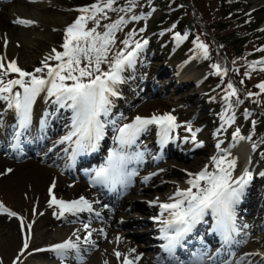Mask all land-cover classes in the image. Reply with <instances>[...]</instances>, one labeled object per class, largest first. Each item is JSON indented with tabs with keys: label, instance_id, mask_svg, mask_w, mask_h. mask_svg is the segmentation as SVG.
Instances as JSON below:
<instances>
[{
	"label": "rangeland",
	"instance_id": "374dc122",
	"mask_svg": "<svg viewBox=\"0 0 264 264\" xmlns=\"http://www.w3.org/2000/svg\"><path fill=\"white\" fill-rule=\"evenodd\" d=\"M46 1L49 6L45 12L44 19L40 20L41 22L38 25H26L23 31L26 34L25 38H33L31 40L33 46L39 45L38 50L31 54L37 57L31 62L30 66H24L25 61L19 53L25 46L19 40L18 43L21 45L15 44V47L20 49V51H16L17 55L14 58L5 60L6 63L15 60L18 67L29 72L37 67H42V61L46 57H49L50 54L55 55L52 51L53 49L58 52L63 51L62 46L65 42L66 29L75 22V19L81 15H91V13L84 14L79 11L85 6H76L78 3H87L86 7H88L90 0ZM243 2L245 9L254 12L260 20L261 26L264 27V0H243ZM193 7L197 10V12H192L195 20H198L199 25L203 22L205 23L206 21L200 18L198 10L202 13H207L206 6L196 0ZM113 9L115 10L105 9L106 17L104 13L97 14L99 26L91 19L87 22L88 29L96 27L97 33L103 34L107 31L104 27L105 25L112 24L121 17L126 21L125 24L115 31L113 43L108 46L107 57L109 61L113 60L117 53L126 52L136 42H143L145 35H149L150 38L152 22L159 15L158 10L144 6L139 1L114 3ZM121 9L127 11H121ZM132 16L140 17V19L132 20ZM35 36H38L39 39H35ZM126 40L129 42L128 45L123 43ZM40 42H43V44H39ZM204 44L207 45L208 43L205 42ZM153 47L154 45L149 48V56L142 70L143 74L138 76V81L126 91L132 92V96L120 99L117 106L114 105V109H117V116L121 122L136 116L171 114L179 118L182 136L178 145L171 148L172 152L167 157V160L155 168L159 171L155 176L150 177V182L139 180L135 188L128 194L129 196L137 197V200L135 205L126 208L123 212H117L119 215H125L122 218V223L109 226L111 232L107 238H103L99 232L96 233V239H99L97 242L99 248L90 250L85 262L77 264H123L125 258L134 260L142 251L141 246L146 243V238H151L155 234L154 230L159 228L158 223L152 220L161 215L160 204L173 202L169 198L174 196L177 188L183 190L190 187L187 181L192 177H189L188 173H199L209 163H212L210 172H218L212 157L219 158L223 156L226 157L223 167H227V161L235 160V168L232 170V177L235 180L239 176L241 167L245 164V161L239 155L240 148H244L245 144L239 147L238 143L243 141V139L235 137L234 128L240 123L238 120H235L230 128L229 133L230 135L233 134V138L230 142H226L223 145L224 151H221L213 142L209 111L205 102L200 99L199 93L203 91L202 81L207 76L208 69L214 67L211 64L208 67L200 68V61L206 58L202 50L197 51L194 58L179 62L170 56L165 58L160 49ZM207 58L208 63H210L212 57L208 55ZM49 61H51L50 64L59 63L55 59H49ZM109 67L110 64L107 62L101 64V69L104 71L108 70ZM46 72L47 69H45L44 75H46ZM187 72L195 73L196 77L192 79L193 82L191 81L192 83L189 85L180 87L182 86V76ZM12 74L14 73H10V75ZM16 91H20V89L17 88ZM52 105L56 106L54 111L57 112V105L46 97L40 113V119L44 114H48V108L52 107ZM65 110L60 109V115L63 117ZM67 112L66 125L68 128H65L66 130L61 128L58 132V138L61 136L65 137L73 131V113ZM13 122L14 120L6 119L5 115H3L1 125H5V128L0 133L7 134ZM189 128L191 131H189ZM194 128L201 130L196 142L191 141ZM152 137L153 127L142 133L141 139L144 141L143 150L145 152L153 147L150 144L153 140ZM53 146L57 150L60 145H57L55 141L53 145L49 144L47 147L41 148V151L45 153ZM56 150L51 154V157H53ZM0 158L3 159L0 160V200L3 201L1 204L6 203L14 211L22 213L25 216L26 223L30 224L32 229L29 242L30 249L25 253L23 252L17 264H67L64 261L61 262L55 252L41 253L37 249L79 233L77 231L79 228L75 231L69 219H64L61 222L55 221L56 217L54 214L57 205L50 204L49 188L53 183L56 186L60 183L65 184V189L63 188L60 191L65 193V197H68L69 200L75 198V195L70 193L71 189H73L70 182L60 176L56 168L42 165L38 159L15 164L6 162L7 160L4 157ZM8 169H11V171H8ZM153 169L145 170L142 177L148 176V173H151ZM250 170L254 171V175L248 184L256 183L260 188L261 200H258V206L255 208L259 209L260 201L264 200V175H261L264 173V165L259 163L256 166H252ZM164 171L167 173H164ZM41 173L45 174V178H41ZM143 189H146L145 192H140ZM57 192L59 193V190ZM144 206L146 207L145 209L143 208ZM102 208H104L103 205ZM35 209L36 211H34ZM150 209L153 211H150ZM243 210L246 211L247 207L243 208ZM258 214H264V207L260 208L259 212H254L253 218L258 217ZM9 217L3 218L4 223H1L2 226L0 225V264H10L12 259L19 257L22 252L23 239L19 230L18 220L15 217ZM243 219L250 223L252 215L248 217L245 214ZM82 227L84 228V226ZM145 232H148L147 235H144L146 238L139 239V237H134V235ZM263 234V223L250 226L247 231L246 245L250 244L251 239L255 235ZM131 240H135V244L131 245L129 243ZM259 246L247 248L246 252L253 254L249 260L242 264H264V243ZM132 249H135V251H131ZM115 252L122 253L119 259H117ZM150 252L148 249L146 252L147 256L150 255ZM73 264L76 263L74 262ZM140 264L152 263H150V258L144 257Z\"/></svg>",
	"mask_w": 264,
	"mask_h": 264
},
{
	"label": "snow or ice",
	"instance_id": "6c2138e0",
	"mask_svg": "<svg viewBox=\"0 0 264 264\" xmlns=\"http://www.w3.org/2000/svg\"><path fill=\"white\" fill-rule=\"evenodd\" d=\"M115 0H103L102 3L92 4L88 7L79 9L81 13L91 15H81L77 20L66 29L65 42L63 44V52H58L53 49L55 55H49L42 61V67H37L33 71H25L17 66L16 61L12 60L5 62V57L0 56V94L10 93L11 95H0V99L8 101V107L15 110L17 116V130L14 133L17 141L14 147H19L20 138L28 130L32 123L33 105L36 103L37 97L41 93H45L51 102L57 105L59 109L72 110V128L73 131L63 137L60 143L69 141L75 144L72 158L83 151L94 150L97 143L104 136L106 124H112L115 130L119 133L116 137L121 149H114L108 158L107 166L100 168L93 179L94 183L116 185L118 183H127L130 175L126 168L128 162L133 159H142V153L135 155L126 154L123 151L124 146H131L136 142L137 137L144 131L148 125H158L160 129V137L162 142H166L170 138L172 130L177 127L175 124L176 117L171 114L152 115L151 117L136 116L132 123L117 126L116 120H101V116L107 117L110 113L112 100L110 97L119 95L117 85L123 82L121 73L126 66H131L136 58L137 50L143 47L142 44L136 42L135 49L128 51L127 55L123 51L116 54V57L109 61L107 52L109 45L113 43L114 33L126 21L121 17L112 24L105 25L107 29L103 34L97 33L96 27L87 28L88 20L95 21L99 26L97 19L98 13H105V9H113ZM130 10V9H129ZM121 11H127L121 9ZM132 20L140 19V17L132 16ZM20 24H32L34 21L19 19L15 21ZM178 40L184 39L180 34L176 35ZM198 40V38H197ZM128 45V41L123 42ZM147 44V41H144ZM198 47L203 49L205 57L208 56L207 46L203 43H198ZM49 59H55L59 63L54 67L48 63ZM109 63L110 67L104 71L101 69L102 63ZM264 64V60L254 62V64ZM83 64V66H81ZM219 72L220 66L213 65ZM45 69H47L46 75ZM264 70V69H262ZM225 73L227 69L224 70ZM9 73H17L18 79H9L4 84V77ZM28 78V79H25ZM71 81V83H68ZM19 85L21 91L13 93V88ZM259 87L264 91V82L260 83ZM230 90L224 97L225 101H230V97L236 95V88L231 83L227 85ZM249 96L254 95L249 93ZM54 98V99H52ZM238 103L242 101L237 98ZM232 108L231 103H228V109ZM234 120V114L227 116L226 123H231ZM46 123V119H45ZM189 131L191 129L189 128ZM76 137L75 141L72 140ZM237 139H245L239 136V132L235 133ZM193 140L195 133L192 134ZM219 148V144H217ZM255 147V145H254ZM216 164L218 172H209L207 167L199 173H188L192 177L187 181L190 187L186 189L177 188L176 193L169 199L173 202L160 204L161 217L163 212H168L169 216L163 220L164 228L163 239L167 241L161 245L163 250L175 260L174 252L177 245L180 244L183 237L191 232L193 227L203 220V217L209 211L216 217L215 230L221 235L225 244L230 245L233 242L234 234H239L240 228L236 223L235 205L240 201L244 188L252 180L253 174L251 171L245 170L244 173L233 180L232 170L235 168V160L227 161V167H223L226 157H212ZM11 171V169H8ZM261 175H264L262 173ZM148 178L146 177L145 180ZM205 182L204 186L201 182ZM55 187V184L52 185ZM193 189H196L194 192ZM51 192V188H50ZM179 197V199H177ZM50 204L57 205L64 213H72L76 215L83 211H93L91 203L81 196L77 200L66 201L57 199L52 196ZM3 206L0 205V208ZM4 211H8L4 209ZM10 216H16L17 213L9 212ZM99 216V213H96ZM23 225V218L21 217ZM245 227H247L245 225ZM31 228V225H28ZM90 228V222L84 224V229L87 231ZM79 231V230H77ZM75 235V234H74ZM91 231H87V236L83 239L84 244H95V241L90 239ZM28 248V237H25L24 249ZM51 251L56 252L62 259H68L69 253L76 254V258L82 260L81 252V237L76 236L75 240L71 238L59 244L52 245ZM43 251V249H37ZM131 251H135L132 249ZM23 254V253H21ZM117 259L122 253L115 252ZM136 259H139L137 257ZM123 264H134V261L125 258ZM179 264H185L180 261ZM188 264H203L201 256L193 255V258Z\"/></svg>",
	"mask_w": 264,
	"mask_h": 264
},
{
	"label": "trees",
	"instance_id": "16d2710c",
	"mask_svg": "<svg viewBox=\"0 0 264 264\" xmlns=\"http://www.w3.org/2000/svg\"><path fill=\"white\" fill-rule=\"evenodd\" d=\"M117 2L131 0H116ZM148 6L155 7L159 15L153 21L156 37L153 43L161 46L165 54L172 48L173 38L180 34L179 56L191 54L198 40L210 45L216 61L225 69L227 61L231 62L232 70L216 73L210 70L204 81V92L201 98L207 102L211 110L212 122L217 125L226 122L227 116L241 117L243 119V132L250 133L251 141L261 143L264 150V91L257 87L264 82V64L254 62L264 60V29L255 15H250L244 8L242 0H197L204 4L207 13L198 10L200 18L206 22L196 26L194 31L188 28L194 14L193 6L196 0H140ZM89 2H103V0H90ZM210 13V15H208ZM208 27L216 43L204 30ZM203 37V38H201ZM198 38V40H197ZM225 54V55H224ZM145 54L139 55L138 62L127 69L133 74L140 68V61ZM126 73V74H127ZM231 83L236 88V95L226 102L224 97L230 91L227 85ZM249 93L254 95L249 96ZM239 98L242 103L237 102ZM232 108L228 109V103ZM264 158V152L261 153Z\"/></svg>",
	"mask_w": 264,
	"mask_h": 264
},
{
	"label": "bare ground",
	"instance_id": "6f19581e",
	"mask_svg": "<svg viewBox=\"0 0 264 264\" xmlns=\"http://www.w3.org/2000/svg\"><path fill=\"white\" fill-rule=\"evenodd\" d=\"M3 10L0 12V56L5 57V60H9L10 58H14V56L17 55L16 51H20V49L15 47V44L21 45L18 43L19 40L23 42V46H25L19 53L21 55V58L25 61L24 66H30L32 64L31 62L34 61V59L37 57L36 55H31L32 53H35L39 47L33 46L32 44V39H27L24 36L26 35L23 33L25 30V26L28 24H17L15 21L18 19H24V20H31L34 21V25L40 24V20L44 19L45 12L48 9L49 4L47 3L46 0H14L13 3H8V4H3ZM38 36H35V39H37ZM39 39V38H38ZM43 44V42H40L39 44ZM16 45V46H17ZM30 52V53H29ZM195 73H189L187 72L182 76V86L184 87L185 85H189L190 83L193 82V78H195ZM192 81V82H191ZM46 94L41 93L40 96L37 97L36 100V105L34 108V114L32 115L33 118V126L31 127V131L34 133L35 132V127L37 126L38 118H39V113L40 109L42 106V102L45 99ZM10 111H7V115H9ZM239 147L243 145L241 142L238 144ZM240 155L241 158L245 160L246 164L249 161V149L248 147L240 148ZM243 168H241L240 171H242ZM164 173H167L164 171ZM41 178H45V174L41 173L40 174ZM65 184H58L57 189L59 190L60 194L64 196L65 193H62L60 190H63ZM80 189L81 187H74L71 189L72 194H79L80 195ZM248 193L247 196H245L246 201H251L253 208H256L258 206V200H261L260 197V188L254 184L251 187H248ZM146 189L141 190L140 192H145ZM259 192V193H258ZM146 195V194H144ZM61 197V195L59 196ZM137 197L135 196H127V197H122V199H119V207L121 208V211L125 210L127 207H130L132 205H135V201ZM264 202H262L260 205H263ZM118 205V203H117ZM144 209L146 208L145 206L143 207ZM148 209V208H147ZM150 211H153L150 209ZM125 215H119L113 217V223L114 225H117L118 223L121 222V218L124 217ZM8 217L5 214L0 213V225L3 222V218ZM10 218V217H8ZM2 226V225H1ZM135 238L137 235L134 236ZM134 241V240H133ZM130 242L131 244H134V242ZM264 243V234L255 236L251 240V247H255L257 244ZM128 245V243H126Z\"/></svg>",
	"mask_w": 264,
	"mask_h": 264
},
{
	"label": "water",
	"instance_id": "95a60500",
	"mask_svg": "<svg viewBox=\"0 0 264 264\" xmlns=\"http://www.w3.org/2000/svg\"><path fill=\"white\" fill-rule=\"evenodd\" d=\"M192 23H193V22L191 21L190 24H189L190 27H192Z\"/></svg>",
	"mask_w": 264,
	"mask_h": 264
}]
</instances>
